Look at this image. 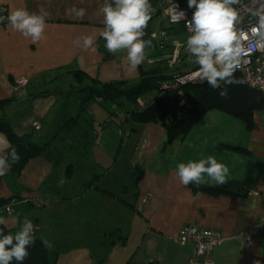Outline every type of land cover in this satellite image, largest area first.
I'll return each instance as SVG.
<instances>
[{
	"label": "crops",
	"instance_id": "obj_1",
	"mask_svg": "<svg viewBox=\"0 0 264 264\" xmlns=\"http://www.w3.org/2000/svg\"><path fill=\"white\" fill-rule=\"evenodd\" d=\"M0 1L7 15L17 8L49 13L36 42L8 20L0 26V100L17 99L6 116L27 143H51L50 152L31 160L18 177L9 170L0 176V197H15L6 219L13 235L30 220L34 234L58 255L57 264H264V112L249 124L210 111L187 137L167 145L160 125L131 122L128 134L124 123L133 119L127 110L81 106L85 91L74 71L101 83L136 82L142 66L148 70L159 56L170 58L171 49H159V21L158 29L152 25L153 16L159 19L156 0H150L143 39L156 41L161 54L147 48L136 69L126 63L125 50L113 54L104 47L105 0ZM73 7L86 14L78 18ZM85 36L95 41L89 49ZM21 77L29 84L18 91L14 81ZM133 136L130 148L127 137ZM209 155L229 174L225 184L200 185L230 186L234 194L210 196L180 183L179 163ZM137 171L144 173L136 185ZM189 225L220 232L223 244L196 257L194 246L177 240Z\"/></svg>",
	"mask_w": 264,
	"mask_h": 264
},
{
	"label": "clouds",
	"instance_id": "obj_2",
	"mask_svg": "<svg viewBox=\"0 0 264 264\" xmlns=\"http://www.w3.org/2000/svg\"><path fill=\"white\" fill-rule=\"evenodd\" d=\"M238 3L239 0H188V7L194 11L187 25L190 35L186 38V50L193 57V63L198 65L197 75L200 80H206L213 89H220L219 95L222 98H227L228 86L242 83L234 76L243 53L240 40L246 39L238 36L236 29L238 13L233 6ZM72 12L82 18L86 9L73 7ZM101 12L104 47L113 54L125 50L126 63L131 69H136L145 61L146 49L152 47L151 40L143 39L144 30L151 20L150 0H105ZM48 16L49 13L43 10L30 13L25 8H17L6 19L14 31L36 42L44 35ZM183 16L184 13L180 12L176 18ZM4 19L0 17V21ZM259 31L264 35V15H260ZM253 32H257V29L254 28ZM75 43L79 46V39ZM94 43L92 36L83 37L85 49L91 48ZM7 149L10 151H6ZM19 159L17 150L12 147L6 135L0 133V176L5 175L11 163L18 162ZM176 169V175L184 186L209 181L225 184L229 174L228 166L218 162L213 155L198 161L181 162ZM6 223V219L0 217V225L6 226ZM35 231V226L27 219L15 235L5 234L4 229H0V264H12L13 261L23 264L29 256L28 248L35 242Z\"/></svg>",
	"mask_w": 264,
	"mask_h": 264
},
{
	"label": "trees",
	"instance_id": "obj_3",
	"mask_svg": "<svg viewBox=\"0 0 264 264\" xmlns=\"http://www.w3.org/2000/svg\"><path fill=\"white\" fill-rule=\"evenodd\" d=\"M162 56H159L160 58L156 59L154 65L148 70L143 69L142 66L140 68V78L136 82L114 81L101 83L85 73L78 70L74 71L71 74L76 77V81L85 91L81 106L91 102L98 103L101 106H104L102 103H113L123 109L126 105H131L132 110H124L127 119L132 118L141 125H160L166 130L169 142L180 137H187L191 130L210 111H220L249 124L253 123L256 113L264 112V93L245 85L241 74L237 70H235L234 76L242 83L228 86L227 98H222L219 95L220 89L211 88L206 80L199 85L187 83L179 84L175 88H165V83L173 81L179 75L190 71V69H198V65L184 60L185 65L178 67L170 58H165L166 54ZM47 94V92H44L40 96H46ZM149 94L155 95V101L146 109L138 111L136 101L142 96L146 98ZM16 100L15 97L0 100V132L6 135L12 147L17 150L20 156L19 161L11 163L9 169L10 174L14 177H18L31 160L50 152L51 147V143H27L13 130L6 116V109ZM120 100L123 101L120 102ZM6 151H10V149ZM143 173L139 174L137 171L135 176L136 185L142 179ZM190 186L197 191L215 197L223 194H234V192L225 190L221 186L200 184H190ZM14 199L15 197L8 199L0 197V217L8 215L6 214V208L10 206ZM0 229H4L5 234H13L7 226L0 225ZM34 238L35 242L28 248L29 256L23 261V264H57L58 255L56 252L50 250L37 235L34 234ZM12 264H17V262L13 261Z\"/></svg>",
	"mask_w": 264,
	"mask_h": 264
},
{
	"label": "built area",
	"instance_id": "obj_4",
	"mask_svg": "<svg viewBox=\"0 0 264 264\" xmlns=\"http://www.w3.org/2000/svg\"><path fill=\"white\" fill-rule=\"evenodd\" d=\"M156 2L159 7V31L156 35L159 49L164 52L171 49L172 52L167 53L168 57L178 64H182L184 60L193 63V57L187 52L185 43L187 36L190 35L187 25L194 9L188 7V0H156ZM233 7L238 13L236 23L238 36L246 37L240 40L243 53L236 70L241 74L245 85L264 93V35L259 31L260 15H264V0H239V3ZM180 12H183L184 16L176 18ZM7 16V11L0 1V17L5 18L0 21V26L6 24ZM254 28L257 29L255 33ZM183 35H185L184 38H182ZM197 71L198 69L195 70V68L190 69L173 81L165 83L164 87L175 88L179 84L203 83ZM28 83L27 78L21 77L16 79L14 84L18 91H21ZM146 99L151 105L156 97L154 94H149ZM6 213H11L9 206L6 208ZM261 229L264 232V223ZM177 240L182 245L194 246L195 256L202 257L207 251L220 247L224 242V236L215 230L198 229L189 225L181 229Z\"/></svg>",
	"mask_w": 264,
	"mask_h": 264
},
{
	"label": "rangeland",
	"instance_id": "obj_5",
	"mask_svg": "<svg viewBox=\"0 0 264 264\" xmlns=\"http://www.w3.org/2000/svg\"><path fill=\"white\" fill-rule=\"evenodd\" d=\"M154 4H155V2H153ZM156 7V6H155ZM153 18H154V21H153V24L152 25H155L154 26V28H157V25H158V21H159V19L157 18V17H154L153 16ZM158 29V28H157ZM153 30V29H152ZM185 37V35H183L182 36V38H184ZM152 52H154V51H156V50H158L157 49V47H156V41H153L152 40ZM158 54H161V52L158 50ZM174 64H178V63H176V62H174V61H172ZM183 65H185V63H183L182 64V66ZM147 98H148V96H146ZM121 101H123V100H120V102ZM103 105H104V107L106 108H117L118 107V109H119V111L120 112H122L123 110H132L133 108H132V106L131 105H126L123 109H121L120 108V106H118V105H116V104H113V103H109V105H106V103H102ZM136 107L138 108V111H141V110H143V109H146L147 108V105H148V107L150 106V103L147 101V99L145 98V97H140L137 101H136ZM144 107V108H143ZM146 107V108H145ZM123 120V119H122ZM131 122H133V123H135L138 127H140L139 125H138V123H136L135 122V120H128L126 123H124V126H125V128H126V130H127V133L129 134V133H131ZM116 125V124H115ZM119 126V128H118V131H119V135H120V138H121V140L123 139V136H122V133H121V125H118ZM134 136H136V135H134ZM133 136V138L132 139H130L129 137H127V141H128V146L130 147V148H133L132 146H134V143H135V137ZM176 140V139H175ZM174 140V141H175ZM173 143V141L172 142H169V139H168V143H167V145H169V144H172ZM124 145V144H123ZM130 150V149H129ZM11 214V213H10ZM71 235H75V236H80L79 234H78V232L77 231H73V233L71 234ZM48 248H50L49 246H48Z\"/></svg>",
	"mask_w": 264,
	"mask_h": 264
},
{
	"label": "water",
	"instance_id": "obj_6",
	"mask_svg": "<svg viewBox=\"0 0 264 264\" xmlns=\"http://www.w3.org/2000/svg\"><path fill=\"white\" fill-rule=\"evenodd\" d=\"M196 84H201V83L198 82ZM224 188H225V190H229L231 187L230 186H225ZM2 217L5 218V219H7L8 218V215H3Z\"/></svg>",
	"mask_w": 264,
	"mask_h": 264
},
{
	"label": "bare ground",
	"instance_id": "obj_7",
	"mask_svg": "<svg viewBox=\"0 0 264 264\" xmlns=\"http://www.w3.org/2000/svg\"><path fill=\"white\" fill-rule=\"evenodd\" d=\"M200 83V82H199ZM197 85H199V84H197Z\"/></svg>",
	"mask_w": 264,
	"mask_h": 264
}]
</instances>
